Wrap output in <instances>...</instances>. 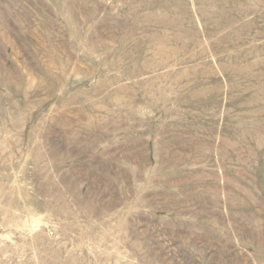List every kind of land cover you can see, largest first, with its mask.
<instances>
[{
  "label": "rangeland",
  "instance_id": "rangeland-1",
  "mask_svg": "<svg viewBox=\"0 0 264 264\" xmlns=\"http://www.w3.org/2000/svg\"><path fill=\"white\" fill-rule=\"evenodd\" d=\"M0 264H264V0H0Z\"/></svg>",
  "mask_w": 264,
  "mask_h": 264
}]
</instances>
